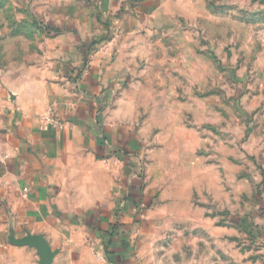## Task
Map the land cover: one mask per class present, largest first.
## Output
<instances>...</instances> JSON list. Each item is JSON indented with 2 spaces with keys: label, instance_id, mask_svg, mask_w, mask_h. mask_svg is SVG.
Wrapping results in <instances>:
<instances>
[{
  "label": "rangeland",
  "instance_id": "rangeland-1",
  "mask_svg": "<svg viewBox=\"0 0 264 264\" xmlns=\"http://www.w3.org/2000/svg\"><path fill=\"white\" fill-rule=\"evenodd\" d=\"M74 34L112 66L134 263L264 264V0H0V73Z\"/></svg>",
  "mask_w": 264,
  "mask_h": 264
},
{
  "label": "crops",
  "instance_id": "crops-1",
  "mask_svg": "<svg viewBox=\"0 0 264 264\" xmlns=\"http://www.w3.org/2000/svg\"><path fill=\"white\" fill-rule=\"evenodd\" d=\"M80 37L63 36L53 56L0 73V264H38L33 247L16 244L28 234L56 251L52 264H135L128 242L108 245L115 186L117 205L129 203L117 163L124 134L104 119L112 66L101 52L86 63L100 40ZM49 106L57 124L42 128ZM113 245L120 254L105 252ZM94 248L96 260L83 262Z\"/></svg>",
  "mask_w": 264,
  "mask_h": 264
},
{
  "label": "water",
  "instance_id": "water-1",
  "mask_svg": "<svg viewBox=\"0 0 264 264\" xmlns=\"http://www.w3.org/2000/svg\"><path fill=\"white\" fill-rule=\"evenodd\" d=\"M17 245H27L33 247L38 256V264H52L55 250H52L47 241L41 235H26L16 241Z\"/></svg>",
  "mask_w": 264,
  "mask_h": 264
},
{
  "label": "trees",
  "instance_id": "trees-1",
  "mask_svg": "<svg viewBox=\"0 0 264 264\" xmlns=\"http://www.w3.org/2000/svg\"><path fill=\"white\" fill-rule=\"evenodd\" d=\"M115 232H116V228L113 225H111V231H110V233H107L108 245H110L112 243V241L114 240V241H116L115 243H117V241H119V243H120L119 246L125 248L126 244H127L126 242H128V239H126L123 234H119V233L117 234ZM110 248H111L110 251L109 250L108 251L105 250V252L109 253V254L111 253L112 255H117V254L121 253V251H118L119 247H115V245H113ZM106 249H108V248H106ZM106 258H107V260L113 259V257L112 256H108V254H107Z\"/></svg>",
  "mask_w": 264,
  "mask_h": 264
},
{
  "label": "built area",
  "instance_id": "built-area-1",
  "mask_svg": "<svg viewBox=\"0 0 264 264\" xmlns=\"http://www.w3.org/2000/svg\"><path fill=\"white\" fill-rule=\"evenodd\" d=\"M57 122L53 116L52 109L49 108L47 111L43 114L41 118V127L46 128L49 125H56Z\"/></svg>",
  "mask_w": 264,
  "mask_h": 264
}]
</instances>
